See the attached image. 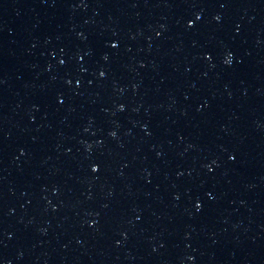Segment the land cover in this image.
Masks as SVG:
<instances>
[{"label": "water", "instance_id": "obj_1", "mask_svg": "<svg viewBox=\"0 0 264 264\" xmlns=\"http://www.w3.org/2000/svg\"><path fill=\"white\" fill-rule=\"evenodd\" d=\"M0 264H264V0H0Z\"/></svg>", "mask_w": 264, "mask_h": 264}]
</instances>
